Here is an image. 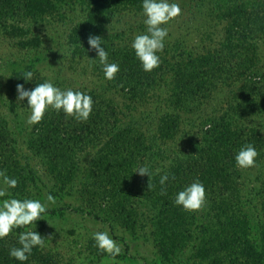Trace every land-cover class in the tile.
<instances>
[{
	"label": "trees",
	"instance_id": "16d2710c",
	"mask_svg": "<svg viewBox=\"0 0 264 264\" xmlns=\"http://www.w3.org/2000/svg\"><path fill=\"white\" fill-rule=\"evenodd\" d=\"M213 1V13L223 22L222 42L196 53L164 48L159 53L160 65L145 72L131 44L122 42L111 28L115 16L142 12V0H0V31L17 39L20 49L39 45L37 38L27 37L25 22L52 16L62 7L79 2L85 18L68 33L72 56L86 61L88 69L129 104H148L165 90L162 99L170 110L160 117L150 141L133 127L120 126L110 99L81 90L94 101L87 121L50 108L39 123L24 125L31 110L27 98L17 100L16 86L33 89L46 80L35 54L10 62L7 111L16 126L9 127V137L7 122L0 117V147L5 146L0 170L18 180L10 193L42 202L51 193L56 203L41 218L84 214L90 221L105 222L110 235L126 248L128 243L116 235V228L133 232L144 225L151 227L147 233L156 260L147 264H181L187 254L198 264H264V182L259 188L262 217L258 237L242 212L239 196L242 171L264 166V138L247 122L253 116H264V62L257 57L256 47V41L264 38V0ZM90 35L102 37L101 46L108 51L109 62L119 64L114 80L104 78L96 53L87 42ZM27 72L33 73L31 81L23 78ZM223 89L226 96L212 116L198 124L187 120ZM185 122L201 135L195 150L169 167L158 166L153 159L162 155L159 145L177 144L183 137L179 127ZM14 135L23 136L26 149L43 165L44 173L20 163ZM249 143L258 152L256 162L240 168L234 157ZM85 152L90 160L80 166L78 158ZM141 165L150 169V177L133 173ZM165 173L169 180L162 185L160 177ZM196 179L206 189L203 207L189 211L174 204L175 194ZM34 224L14 229L0 239V264H22L9 256V249L19 247L18 234ZM85 244L98 261L110 258L98 250L92 238ZM53 256L45 245L35 247L23 264H55Z\"/></svg>",
	"mask_w": 264,
	"mask_h": 264
},
{
	"label": "rangeland",
	"instance_id": "374dc122",
	"mask_svg": "<svg viewBox=\"0 0 264 264\" xmlns=\"http://www.w3.org/2000/svg\"><path fill=\"white\" fill-rule=\"evenodd\" d=\"M175 2L180 5L182 12L165 25L169 34L165 40L164 48L172 51L179 47L185 51L196 53L222 42L223 22L217 19L213 13V0H175ZM84 18L83 6L76 2L62 7L58 13L52 16H44L25 22L27 37L37 38L39 41V45L34 49L18 48L17 39L9 38L0 31V117L7 122L8 137L9 127L16 126L15 120H12L7 111L6 80L9 76V63L35 54V57L39 59L40 73L45 80L52 81L62 89L91 90L103 98L110 99L115 106L120 126L133 127L142 132L148 140L153 139L160 117L165 112L170 111L162 99L166 91L159 92L158 97L148 104L137 105L129 104L119 93L108 89L106 82L88 69L86 61L72 56V49L67 36L70 29ZM143 21V12H124L112 19L111 28L119 34L122 42L131 44L135 35L145 31L146 25ZM256 47L257 57L260 62H264V38L256 41ZM226 92V89H223L214 94L197 113L187 117V120L198 124L207 116H212L222 105ZM27 119L28 117L24 125H30L27 123ZM186 122L184 125L182 124V127H179L183 137H180L177 144L169 142L159 145L162 155L160 154L153 159L155 162L157 160L158 166L169 167L178 158L187 159L188 153L195 150V145L200 140L201 135L196 134V129L191 128L190 130ZM247 122L264 138V116H253ZM30 128L31 126L28 130ZM15 136L20 150V163L22 165L29 164L37 168L40 173H44L43 165L32 152L26 149L23 136L14 135L13 137ZM150 145L153 147V142H150ZM3 147L5 146L0 147V157ZM154 148L156 149V147ZM89 160L88 152L78 158L80 166ZM142 176L140 175V177ZM43 177L45 180L47 179L46 175ZM239 181L241 183L239 196L242 202V212L248 216L253 234L258 237L262 217L259 188L264 182V166L242 171ZM8 191L10 192V189ZM33 195L35 196V193ZM197 214L199 215V212ZM30 228L40 233L41 236H45L44 245L54 255L55 264H147L156 260L152 249L151 235L147 233L151 227L147 228L145 225L133 232L116 228V235L124 237L128 243V248L117 240L121 245L119 257L115 260L104 258L100 261L89 253L90 250L86 249L85 243L89 238H92L94 231L107 230L110 234L105 222L90 221L84 214L73 213L63 218L43 217ZM126 251L128 255L123 256ZM181 264L198 263L188 259L187 254Z\"/></svg>",
	"mask_w": 264,
	"mask_h": 264
},
{
	"label": "clouds",
	"instance_id": "9594fccd",
	"mask_svg": "<svg viewBox=\"0 0 264 264\" xmlns=\"http://www.w3.org/2000/svg\"><path fill=\"white\" fill-rule=\"evenodd\" d=\"M142 12L146 29L143 33L135 35L131 42L136 58L140 61L145 72H151L161 63L159 53L164 50L165 40L168 36V28L165 27L173 18L181 14L182 9L175 0H142ZM90 50H94L99 64L102 66L104 78L114 80L120 71L116 62H109V53L104 45L103 38L96 35L88 37ZM33 73L24 75L25 81L32 80ZM17 100L23 101L27 98L28 108L31 110L28 116V124H37L45 116L48 109L63 112L65 116L72 117L78 121H87L93 111V98L87 91L73 88L62 89L52 81L46 80L36 84L33 89H25L23 84H17ZM258 152L254 145H242L237 151L234 159L240 168L254 166ZM133 173L140 175H151L147 166H138ZM175 178L174 176L172 177ZM169 180V174L160 177L163 185ZM18 180L0 170V239L7 237L14 229L33 225L38 219H42L50 205L56 203V197L51 193L46 195V200L30 197L18 198L8 190L17 187ZM6 186V187H4ZM150 187V185H149ZM174 204L182 206L189 211L199 210L206 202V189L199 179L186 185L178 191L174 197ZM36 224V223H35ZM92 239L98 250L106 253L113 260L120 254L121 245L105 231H94ZM19 247L13 246L9 249V256L17 261L25 262L29 259L35 247H43L45 238L37 231L28 228L18 234Z\"/></svg>",
	"mask_w": 264,
	"mask_h": 264
}]
</instances>
